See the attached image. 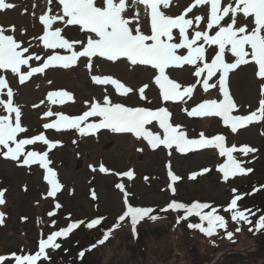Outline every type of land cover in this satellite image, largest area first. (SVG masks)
I'll return each instance as SVG.
<instances>
[{
    "label": "snow or ice",
    "instance_id": "6c2138e0",
    "mask_svg": "<svg viewBox=\"0 0 264 264\" xmlns=\"http://www.w3.org/2000/svg\"><path fill=\"white\" fill-rule=\"evenodd\" d=\"M178 3L179 0H43L40 6L33 0L32 8L39 7V11H33L32 16L42 26V34L29 38L27 29L22 28L19 34L23 39H17L14 25L7 29L0 26V158L16 162L19 166H39L44 170L43 180L49 186L46 197H57L64 186L57 179V172L50 167L52 161L49 152L61 142L50 140L44 132L31 137L23 135L28 128L22 123V106L14 101L18 92L9 86L5 74L10 73L17 78L18 86H23L37 75L46 76L49 70H68L82 64L92 82L101 86L102 96L85 101L87 110L78 115H66L49 108L43 112L41 119L54 116L56 119L44 123L43 129L75 130L80 137L96 136L101 130L113 134H131L137 140L146 141L152 150L163 146L169 156L173 149L179 154L215 149L220 157L226 158L217 166L223 182L251 173L253 169L246 167L236 154L248 157L258 151L255 147L227 146L224 134L207 137L200 132L198 138L190 137L185 125L173 122V114L165 106H126L111 99L114 94L121 97L134 94L138 95L140 101L151 104L152 101L145 94L149 84L133 89L112 75L94 74L109 62L128 68L139 66L151 70L152 81L159 88L162 103H177L179 110L189 118H219L222 125L233 134L264 121V0H187L176 10ZM16 7L17 4L11 0H0V12ZM72 29L81 34L79 38L67 36V32ZM34 48L40 51H34ZM249 64L254 67L255 76L260 81L258 107L247 114H240L241 105L230 93L229 78L242 65ZM176 69L187 72L193 78V83L184 85L171 78L170 70ZM48 83L52 84L53 81L49 80ZM198 85L203 93L215 89L222 98L205 99L190 110L180 107L193 100ZM108 86L114 92L110 93ZM47 100L52 105H63L66 101H72L73 96L63 90L50 91ZM261 134L264 135V132ZM38 144L46 146L47 150L29 148ZM166 169L170 181L167 184L170 200L163 207L133 205L131 198L134 193L127 191L123 182L115 184V188L123 194L120 212L107 227L104 226L108 220L106 215L87 221H74L70 213L63 217L66 224L58 225L55 217L62 205L56 202L55 210L47 213L52 218L49 227L54 230L46 236L41 232L37 250L25 253L21 249L19 253L0 255V264H41L42 261H49L48 250L61 248L58 238L69 237L86 223L89 230L99 229L102 238L87 250L78 252V258L83 260L86 251L104 245L115 231L128 227L132 236L139 239L138 227H142L143 222L164 220L169 212L173 214L174 227L184 224L188 230H198L206 238L218 236L233 240L234 233L228 230L229 220L237 225L236 233L241 231L243 225L250 226V232L253 229L264 232V209H258L262 214L253 220V217H257V211L242 209L238 205L242 199L239 194L223 206H213L212 202H178L174 198L178 194L174 185L182 177L174 173L171 162L166 165ZM96 170L92 168L93 172ZM109 171L100 164V173ZM209 171V168H204L200 172H192L188 179L194 181ZM116 175L132 181L135 174L127 170ZM6 191L0 189V205L6 203ZM236 191L232 189L233 193ZM90 195L93 201L98 200L94 189ZM218 207L222 208L227 218L219 214ZM96 210H99L98 205ZM5 215L0 212V226L5 223ZM218 229L223 232H218Z\"/></svg>",
    "mask_w": 264,
    "mask_h": 264
},
{
    "label": "rangeland",
    "instance_id": "374dc122",
    "mask_svg": "<svg viewBox=\"0 0 264 264\" xmlns=\"http://www.w3.org/2000/svg\"><path fill=\"white\" fill-rule=\"evenodd\" d=\"M11 2L17 4V7L6 12H0V26L7 29L14 25L17 39H23L19 34V30L22 28L27 29L29 38L42 34L40 32L42 26L32 16L33 11H39V7L37 9L32 8L33 0H11ZM36 2L40 6L43 4V0H36ZM186 3L187 0H182L180 4L176 5V10L180 9L181 4ZM5 34L12 33L6 32ZM80 35L75 29L67 32V36L73 39L79 38ZM33 50L40 51V49L35 48ZM116 67L109 68L103 64L94 74L112 73L114 78H119L126 86L133 89L149 84L150 87L145 91V94L152 101L150 105L157 107L164 105L159 98L158 86L152 81L153 72L151 70H144L139 66L128 68L123 65L121 69ZM68 70L67 73L61 69L49 70L46 76L37 75L23 86H18L17 78H14L10 73L5 74L9 86L18 92L14 96V101L22 106V123L28 128V131L23 135L31 137L44 132L50 140L61 142V145L57 147L58 149L55 148L49 152V158L54 165H50V167L57 172V179L64 187L55 199L46 197L49 186L43 180V169L37 165L30 168L19 166L16 162L0 158V189L7 190L4 207L8 211V218H5L4 225L0 226V254L20 251L23 248L27 252L36 250L38 240L41 238L40 232L49 234L54 230L49 227L52 218L48 217L47 213L55 210L54 204L56 202L62 205L55 217L58 225H65L66 221L63 217L70 213L73 220L85 219L86 221L92 217L106 215L108 220L105 222V226L107 227L119 214L122 205L123 194L115 188V184L118 182L125 183L126 190L134 193L131 198L134 205L163 207L170 200V190L167 189V184L170 181L167 178L166 169L169 162H171L172 170L182 177V180L174 185L178 193L174 198L177 200L191 202L199 199L212 202L215 206H223L229 203L232 198V189L239 192V187L246 186V188L243 187L245 189L243 193H248L254 188H248V184L251 176L258 180L256 171L247 173L246 176L239 175L229 184H224L221 178L222 174L217 172V168L212 169L218 163V158L211 150L192 153L190 156L189 154H179L173 149L172 155L169 156L168 150L163 147L152 153L148 152L149 148L146 141L137 140L132 135L123 138L118 134L104 132L96 137L87 136L83 138L78 136L75 130L43 129L42 125L47 121L51 122L53 118L41 119L46 109L51 108L54 112L78 115L87 109V106H84L85 101H91L94 96L97 99L102 96L101 86L92 82L87 69L82 64L75 70ZM170 77L184 85L193 83V78L182 69L170 70ZM49 80H52L53 83L49 84ZM259 83L260 81L255 76V70L251 64L242 65L230 74L229 90L237 103L241 105L240 114H247L258 107ZM108 87L110 93L114 92L111 86ZM200 89L201 86L194 97L197 98L196 101L190 102L189 105L204 99ZM57 90L69 92L73 96V100L66 101L63 105H52L50 101L45 103L48 92ZM252 93H254L253 96ZM211 94L213 97H221L218 96L215 89L211 90ZM117 96L121 99L111 97L113 102L125 101L124 104L127 106L143 104L150 107L146 101H140L138 95L129 94L125 98L120 95ZM210 99L213 98L210 96ZM41 101L44 103L41 104ZM33 105H39V107L34 108ZM250 105L251 107H249ZM173 111L175 117L173 122L185 125L191 137L199 135V128L208 134L225 133L228 137V145L235 144L239 148L246 144L259 149L257 153L249 154L248 157L236 154L238 159L244 161L246 167H253L256 170L260 165L263 166L264 135L261 133L264 132V121L239 129L237 133L233 134L229 129H225L215 117H205L202 118L201 122L196 120L193 123V120L185 118L177 104L173 106ZM210 119L211 125L203 124L204 121L210 122ZM74 140L76 143H73ZM29 148L47 150L46 146L39 144L29 146ZM201 154L202 156H197ZM100 164H103L110 171L100 173ZM92 168L97 170L93 172ZM130 168H133L135 172L132 181H127L126 177L116 175V173H123ZM204 168L211 169L208 173L198 176L194 181L188 179L192 172H200ZM145 177L148 179L145 180ZM262 183H264V179L262 182L256 181L254 185L260 188V193L263 191V196ZM93 189L98 196L96 201L91 199L90 192ZM161 189L165 190L162 191ZM253 203L252 198L238 201L241 208H252L256 211L252 207ZM96 205L99 206L98 211ZM22 217L27 219L22 220ZM147 223L150 226H146ZM147 223L143 222V226L138 227L142 233L145 227L149 228L147 230L149 239L146 242L143 241L146 251L141 252L139 248V252L138 249L132 250L134 247L137 248L136 241L130 239V228L125 227L115 231L114 235L110 237V239L116 236L119 238L109 243L108 247L102 246L103 250L95 257L98 263L94 262V258L85 264H264V247L258 245L257 241L262 240L256 237L258 235L255 234V229L251 232L248 230L250 239L245 237L238 245V243L235 244L234 239L230 240V244H227L223 243L228 240L227 238L216 236V238H206L202 242L198 238L201 236H195L199 233L190 231L181 233V227L184 226L186 229L187 227L184 224L174 227L172 214H166V219L156 223ZM158 223L162 224L157 225ZM233 227L234 222L229 220L228 230L231 231ZM218 232H223V230L218 229ZM84 235L85 233L80 231L79 237L83 239ZM121 235L122 237H120ZM128 245L132 249L127 247ZM239 246L243 256L237 257ZM50 251L48 250V253ZM45 263L47 261L42 264Z\"/></svg>",
    "mask_w": 264,
    "mask_h": 264
},
{
    "label": "trees",
    "instance_id": "16d2710c",
    "mask_svg": "<svg viewBox=\"0 0 264 264\" xmlns=\"http://www.w3.org/2000/svg\"><path fill=\"white\" fill-rule=\"evenodd\" d=\"M261 166L262 165L259 166L260 168L258 167V169L255 170L257 173V176H258V180L256 177H253L258 182H262V180L264 179V165L262 167ZM252 199L254 200L252 207L255 208V210L257 211V217H255V219H257L258 215L262 214L258 211V209H264V195L262 196V192L260 193L257 191V193L252 196ZM193 222H195V221H193ZM147 226H149V225H147ZM181 226H183V225H181ZM236 227H237V225L234 223V227L232 228V232L234 233L233 239L236 241L235 244L238 243V245H239L242 242V239H244L245 237L250 239V235L248 234L249 228L247 225L241 226V231L239 233L235 232ZM144 229H146V230L144 231ZM144 229H143V233H142V230L140 231L139 239L135 243L137 245V248L134 247L132 249L130 245H128L127 247H130L133 251L137 250L138 248L140 249L141 252L146 251V247L143 246V241L146 242L149 239V236H147V234H148L147 230L149 228L145 227ZM80 231H83V233H85V235L83 236V239L81 237H79ZM183 231H186V232L190 231L193 233H199L198 230H188L184 226L181 227V233H183ZM255 234L258 235V236H256L257 238H261L262 241H257V243L259 246H262V248H263L264 247V232H260V231L255 230ZM122 235L120 237H122ZM101 236H102V233L99 229L89 230L86 228H81L78 230V232H76L70 238L62 241L61 242V248L52 252L51 255L49 256L50 260L47 261V263H45V264H85L86 262H89L90 260H93L95 257H97V255L103 250L102 246L108 247V245H110L109 243L115 241L116 238H119V237H116V238H113L112 240L110 239L104 245H97V247L95 249H92L91 251H86V258L83 260L78 258L77 253L79 251L87 250L85 248L89 245V243H96L97 240H99ZM195 236H201L198 238H200V240H202V242L206 240V237L201 233H199V235H195ZM129 237H130V235H129ZM213 237L216 238V236H213ZM130 239H131V237H130ZM223 243L230 244L231 242H230V240H225ZM139 249L137 250L138 252H139ZM19 252L20 251H17V253H19ZM24 252L28 253L25 248H24ZM242 253L243 252L239 246L238 247V253H237L239 256L236 254L237 257L243 256ZM94 262L98 263L96 258H95Z\"/></svg>",
    "mask_w": 264,
    "mask_h": 264
},
{
    "label": "bare ground",
    "instance_id": "6f19581e",
    "mask_svg": "<svg viewBox=\"0 0 264 264\" xmlns=\"http://www.w3.org/2000/svg\"><path fill=\"white\" fill-rule=\"evenodd\" d=\"M181 1H182V0H179V3H180ZM115 65L117 66V67H116L117 69H119V68L121 69V67L123 66V64H115ZM253 95H254V93H252V96H253ZM210 123H211V122H209V121H204V122H203V124H210ZM247 127H248V126H247ZM247 127H246V128H247ZM121 135H123V134H121ZM120 137H123V138H124V137H127V136H120ZM202 154H205V153H202ZM202 154H201V155H197V156H202ZM189 155H190V154H189ZM189 155H188V156H189ZM190 156H191V155H190ZM136 179H137V178H136ZM162 223H163V222H162ZM162 223H158L157 225H160V224H162ZM130 233H131V231H130ZM72 234H74V233H72ZM72 234H71V235H72ZM71 235H70V236H71ZM70 236H69V237H70ZM139 236H140V234H139ZM69 237H68V238H69ZM133 241H134V240H133Z\"/></svg>",
    "mask_w": 264,
    "mask_h": 264
}]
</instances>
